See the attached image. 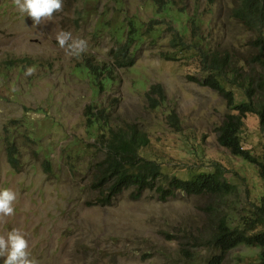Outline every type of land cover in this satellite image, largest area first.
Instances as JSON below:
<instances>
[{
	"label": "rangeland",
	"instance_id": "1",
	"mask_svg": "<svg viewBox=\"0 0 264 264\" xmlns=\"http://www.w3.org/2000/svg\"><path fill=\"white\" fill-rule=\"evenodd\" d=\"M173 1V22L154 0H63L51 21L35 25L13 0H0V189L17 194L14 214L0 219V235L19 230L36 264H204L218 250L199 238L211 234L220 215H240L264 193L258 167L217 140V126L236 111L192 79L200 75V61L172 43L181 25H188L186 40L194 37L189 15L201 19V35H214L211 47L232 46L241 57L257 32L234 18L239 0ZM130 21L144 38L135 44V63L121 67L113 52L124 41L120 27ZM59 31L86 40V51L66 55L55 39ZM89 63L110 64L115 78L98 88L82 69ZM29 67L32 75H26ZM157 83L166 94L158 104L149 100ZM236 95L244 97L241 90ZM103 111L114 125L141 126L150 136L142 154L158 160L165 173L189 177L218 163L238 193L178 192L162 200L146 190L134 199L127 189L110 204H97L91 182L105 149L87 117ZM244 120L243 146L264 157L259 117L247 113ZM9 141L19 151L18 168L8 160ZM223 264H260V247L240 244Z\"/></svg>",
	"mask_w": 264,
	"mask_h": 264
},
{
	"label": "trees",
	"instance_id": "2",
	"mask_svg": "<svg viewBox=\"0 0 264 264\" xmlns=\"http://www.w3.org/2000/svg\"><path fill=\"white\" fill-rule=\"evenodd\" d=\"M154 2L162 15H170L172 22L178 21V17L174 16L173 0ZM177 14L182 15V9ZM233 16L246 28L257 32L255 37L247 40L248 48L243 57L232 46L211 47L214 35L211 32L201 35L198 32L201 19L190 15L188 22L191 23L190 32L194 37L190 41L186 40L189 28L188 25H181L176 28L172 43L179 52L190 53L200 61V75L191 76L192 79L218 92L228 107L236 111L226 113L217 126L219 144L232 154L255 164L264 183V157L245 148L240 138L247 113H255L259 117L264 135V0H239V5L233 8ZM143 34L132 21L120 27L118 35L124 37V41L113 52L116 64L128 67L135 63V50L140 40H143ZM164 55L168 59L178 57L176 53ZM82 69L87 71L100 89L115 78L114 68L110 64L99 66L89 63L83 65ZM236 90L243 92L242 99L237 98ZM150 92L156 94L150 95L151 103L156 101L158 104L165 99V91L159 83L154 84ZM87 118L97 143L105 149V156L97 162L91 182V187L97 193L94 200L99 205L110 204L116 195L127 189L134 199L146 190H155L162 200L178 192L216 195L238 193V184L227 176L226 168L218 163L211 168L193 172L189 177L167 174L158 160L142 154V149L150 144V136L141 126L135 123L114 125L104 111L100 116L92 112ZM178 120L177 113L173 112L171 121L174 127H179ZM18 154L14 141H9L8 160L14 168H18ZM252 206L240 215L226 211L216 220L211 234L199 238L203 245L218 250L204 264H223L226 253L240 244L260 247V264H264V193L258 198V203L253 202Z\"/></svg>",
	"mask_w": 264,
	"mask_h": 264
},
{
	"label": "clouds",
	"instance_id": "3",
	"mask_svg": "<svg viewBox=\"0 0 264 264\" xmlns=\"http://www.w3.org/2000/svg\"><path fill=\"white\" fill-rule=\"evenodd\" d=\"M13 3L35 25L51 21L55 13L63 10V0H13ZM55 39L69 56L79 58L87 49L86 40L73 38L68 31H59ZM34 71L33 67H29L26 75H32ZM16 199L17 194L12 189H0V219L14 214L13 203ZM28 247V240L19 230L13 229L6 236L0 235V257H4L3 264H36L29 258Z\"/></svg>",
	"mask_w": 264,
	"mask_h": 264
}]
</instances>
